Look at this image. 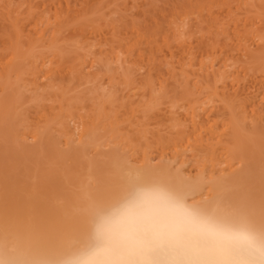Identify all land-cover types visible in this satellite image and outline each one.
I'll use <instances>...</instances> for the list:
<instances>
[{
	"label": "bare ground",
	"instance_id": "obj_1",
	"mask_svg": "<svg viewBox=\"0 0 264 264\" xmlns=\"http://www.w3.org/2000/svg\"><path fill=\"white\" fill-rule=\"evenodd\" d=\"M111 2L0 0V136L119 155L44 212L0 186V264H264V0Z\"/></svg>",
	"mask_w": 264,
	"mask_h": 264
},
{
	"label": "rangeland",
	"instance_id": "obj_2",
	"mask_svg": "<svg viewBox=\"0 0 264 264\" xmlns=\"http://www.w3.org/2000/svg\"><path fill=\"white\" fill-rule=\"evenodd\" d=\"M112 2L113 1H115L114 3H112V4H114V5H111L110 4V6H115V7H119V6H122L123 4V2H119V1H122V0H118V1H116V0H111ZM125 1V5H123L121 8H119V9H123V7L124 6H126V5H129V6H126L125 7V9L127 8V9H133V10H135L137 7H140V6H142V4L140 5V4H137V1H140L141 3H143V0H133L134 2H132V3H129L128 4V1L127 0H124ZM145 1V0H144ZM168 1H170V0H168ZM116 2H118V4H115ZM129 2H130V0H129ZM139 2V3H140ZM164 2V1H163ZM162 1H159L158 3H163ZM135 3H136V6H133V5H135ZM145 3V2H144ZM143 3V4H144ZM122 4V5H121ZM130 4H133V5H131L132 7H130ZM130 7V8H129ZM134 7V8H133ZM126 9V10H127ZM133 10H131V11H133ZM137 10V9H136ZM130 11V10H129ZM134 12V11H133ZM139 79V78H138ZM141 79V78H140ZM169 80H171V79H169ZM139 80H137L136 82H138ZM142 81V80H141ZM171 81H173V79L171 80ZM170 81V82H171ZM135 82V83H136ZM137 84V83H136ZM138 84H139V82H138ZM140 85V84H139ZM134 86H135V84H134ZM138 86V85H137ZM136 86V87H137ZM136 87L134 88L135 89V92H138V91H140V92H142L140 89L138 90L137 89V91H136ZM82 88H87V87H81V90H82ZM131 89H133V88H131ZM130 89V90H131ZM130 90H129V93H130ZM134 92V93H135ZM175 92H177V90H175ZM174 92V93H175ZM178 92H181V90L179 91L178 90ZM131 93H132V90H131ZM130 93V94H131ZM133 93V94H134ZM139 93V92H138ZM138 93H136V95L138 94ZM144 93V92H143ZM143 93H139V95L140 94H142L143 95ZM182 93V92H181ZM125 94H127V91H126V93ZM144 94H147V93H144ZM178 94H180V93H177V95ZM138 95V96H139ZM141 95V96H142ZM172 96H176V95H174L173 93L171 94ZM170 95V96H171ZM181 95V94H180ZM179 95V96H180ZM132 96L133 95H131V99H132ZM135 96V95H134ZM137 96V97H138ZM146 97H147V95H145ZM145 96L143 95V97H144V99L146 100V102L148 103V99L147 98H145ZM135 98V97H133L134 99V101H135V99H138V98ZM171 99H173V97L171 98ZM139 100H140V98H139ZM165 100V99H164ZM163 100V101H164ZM134 101H132L133 103H134ZM159 101V103H160V100H158ZM161 102L160 104L161 105H159L160 106V108H162V109H164L165 110V112H166V109H168V107L166 108V106H170V103H168V102H166L165 103V101L164 102ZM170 101V100H169ZM175 101V100H174ZM142 102H143V100H142ZM141 102V103H142ZM145 102V103H146ZM153 102V101H152ZM151 102V103H152ZM155 102V101H154ZM138 103V102H137ZM140 103V102H139ZM164 103V104H163ZM153 104V103H152ZM167 104H169V105H167ZM154 105V104H153ZM156 105H158L157 104V100H156ZM90 106V105H89ZM89 106H88V108H89ZM133 106H139V105H136V103H134V105ZM159 106L157 107V108H159ZM165 108H164V107ZM87 107V106H86ZM138 108V110L141 108H144L143 106L141 107H137ZM156 109V108H154V106L152 107V109L150 110V112L151 111H153L154 113H157V112H162V113H160V114H163L164 112H163V110H161V109ZM86 110H87V108H86ZM89 110V109H88ZM159 110V111H158ZM161 110V111H160ZM82 111H85V110H82ZM81 113H83V112H81ZM142 113V112H141ZM153 114V113H152ZM152 116V115H151ZM150 117V116H149ZM154 117V116H153ZM162 117V116H161ZM165 117V116H164ZM136 118V117H135ZM155 118V117H154ZM160 118V117H159ZM151 119H153V118H151ZM151 119H150V122H151ZM164 119V118H163ZM162 118L161 119H158L159 121L160 120H163ZM154 121H157V118H155L154 119ZM153 120H152V122H154ZM151 122V125L153 124ZM162 122V121H161ZM8 123V122H7ZM7 123H6V125H7ZM155 123V122H154ZM160 122H158V124H159ZM164 123V122H163ZM149 124V121H148V123H147V125ZM158 124H155L156 126H157V128H159V127H163V126H161V125H159L158 126ZM164 124H166V123H164ZM11 127V129H7V130H9V131H13L12 130V126H10ZM147 128H148V126H146ZM152 127H154L153 125L151 126V127H149V128H151L152 129ZM5 128V127H4ZM9 128V127H8ZM148 128V129H149ZM14 129V128H13ZM151 129L149 130V131H151ZM154 129V128H153ZM152 129V130H153ZM156 129V128H155ZM5 130V129H4ZM5 132V131H4ZM3 132V133H4ZM7 132V131H6ZM74 132H76L75 130H74ZM53 135L55 134V133H52ZM53 135H49L48 136V138H47V140H42L43 141V145H42V142L41 141H39V142H36V143H33V145H31L32 143L31 142H29L30 143V145L29 146H25L24 145V143L22 144V143H20V144H18V143H16L17 141H15V140H13L12 138L10 139L9 138V133L7 134V136H3V137H1L0 136V146H6V145H8L6 148H0L1 149V152L3 151V150H7L8 149V151L7 152H5V153H1L0 152V154L2 155V162H1V164L0 165H2L1 166V170H0V180L2 181V184L0 185V186H2V188H3V190L1 191V193H2V195L4 196V198H5V202H6V200H7V202L4 204V205H2V208H4L6 211H11V209L13 210V209H15L16 208V206H15V204L16 203H18V201H19V203H22V200H23V204L24 205H26V206H28L29 204V206L28 207H26L25 209H23V208H20L22 211H24L25 210V212H26V210H28V212H30L31 211V209H32V206H31V204L33 205V207H37V209H38V211L39 212H44V210H42V208H41V206L43 207V206H45V207H49V206H51L50 208H55L56 207V204H58L57 202H56V199L58 198H63V199H65L63 202H65V201H68L69 199V195H68V193H69V190H70V188H72V189H74V190H79V188H80V186H82V184H81V180L79 181V177H77V175H79L80 173H83V171H85V167L87 168V163L88 162H90L91 164H93L94 163V165H96V168H97V170H99V169H101V170H103L102 168H103V165L104 166H106L107 167V164H110V163H108L109 162V156H114L115 155V153L116 152H114L113 153V150L112 151H110V149H108L111 153H109V151L107 150V154H106V151H105V153H104V151L102 152V150L101 151H98V153H95V151L94 152H89L88 150L90 149V148H88L86 151L84 150V151H82L84 154H82V156L81 155H79L80 157H76V155L78 154V153H76L75 151L73 152V150H76L77 152H78V146H77V144H71L72 146L70 147V149H66V151H65V149H63V148H60L59 147V145H58V137H57V135L55 136H53ZM74 135H76V134H74ZM53 136V137H52ZM49 137H51V139H49ZM53 138V139H52ZM55 139V140H54ZM57 140V141H56ZM54 141V142H53ZM20 142H22V141H20ZM45 142H47L46 144L49 146L48 148H47V145L45 146L47 149L45 150V147H44V150H42L43 149V146L45 145ZM56 142H57V146H55L56 145ZM52 143H53V146L56 148H54L55 150H57V151H54V149L52 150L51 148H53V146H52ZM34 144H36L35 146H34ZM19 145H21V146H19ZM75 145L77 146V148L75 147ZM17 146V147H16ZM36 146H37V148H36ZM51 146V147H50ZM142 146V145H141ZM144 146V145H143ZM19 147H23V149H21V148H19ZM59 147V148H58ZM150 148H152V147H149V149ZM154 148V147H153ZM3 149V150H2ZM18 149V150H17ZM20 149V150H19ZM33 149V150H32ZM36 149H38V151L36 152ZM61 149V150H60ZM103 149H105V148H103ZM149 149L147 150V151H149ZM26 150V151H25ZM34 150H35V153H34ZM40 150H41V153H40ZM60 150V151H59ZM63 150V151H62ZM21 151V152H20ZM22 151H23V153H22ZM28 151H30L31 152V156L29 155V152ZM43 151V152H42ZM46 151H48L47 153H46ZM151 151V150H150ZM149 151V153H152V152H150ZM154 151V150H153ZM28 152V153H27ZM56 152H59L60 154H58V153H56ZM62 152H64V154L62 153ZM69 152H70V154H69ZM85 152L87 153V154H85ZM22 153V154H21ZM26 153V155L24 156V154ZM33 153V154H32ZM51 154L52 155V157H50L49 155H47V154ZM66 153V154H65ZM76 153V154H75ZM89 153V154H88ZM94 155V154H96V157L98 156V158L97 159H95V156H93L92 154ZM100 153H101V155H100ZM189 153V152H188ZM34 154H35V157H34ZM44 154V155H43ZM73 154V155H72ZM98 154V155H97ZM105 154V155H104ZM118 154V153H117ZM115 155V156H119V155ZM28 155H29V157H28ZM39 155V156H38ZM53 155H57V156H53ZM60 155V156H59ZM92 155V156H91ZM121 155V154H120ZM190 154H188V156H189ZM38 156V158H36ZM42 156V157H41ZM49 158H48V157ZM59 156V157H58ZM64 158H63V157ZM87 157V160H86V157ZM105 156V157H104ZM107 156V157H106ZM44 157V158H43ZM54 157L55 158H57L58 157V159H59V161H57L58 159H54ZM83 157H85V158H83ZM89 157H91V158H89ZM93 157H94V159H93ZM40 158V159H39ZM76 158V159H75ZM99 158H101V159H99ZM105 160H104V159ZM106 158H107V161H106ZM118 158H120V157H118ZM189 158H190V161H192V160H194V159H192L191 160V156H189ZM34 159H36L37 160V165H36V160H34ZM46 159V160H45ZM55 160V163L56 164H54V160ZM63 159V161H64V163H63V161H61L60 162V160H62ZM74 161H73V160ZM89 159V160H88ZM109 159V160H108ZM156 159H158L157 157H155V158H153V164L152 165H154V162L155 161H157ZM1 160V159H0ZM41 161L40 162V164H39V161ZM50 160V161H49ZM67 160V161H66ZM91 160V161H90ZM99 160V161H98ZM104 160V161H103ZM160 160V159H159ZM158 160V161H159ZM51 161L53 162L52 164L57 168H59V169H57V170H55L56 168L55 167H51ZM76 161V162H75ZM78 161V162H77ZM83 161V162H82ZM88 161V162H87ZM158 161L157 162H155V164L156 165H158L157 163H158ZM195 161V160H194ZM34 162V163H33ZM70 162V163H69ZM72 162H73V164H72ZM99 162V163H98ZM195 162H197V163H199V165H200V163L201 164H203V163H205V161H203V159L201 160V159H199V162H198V160H196ZM58 163V164H57ZM61 163H63V165L61 164ZM66 163H68V164H66ZM85 164V165H83V164ZM90 163H88V164H90ZM192 163H194L193 161H192ZM197 163H195V164H197ZM32 164V168H31V165ZM40 166H39V165ZM46 164V165H45ZM59 164H60V166L61 167H59ZM72 164V165H71ZM77 164H79V165H77ZM160 164V163H159ZM34 165V166H33ZM36 165V166H35ZM43 165V166H42ZM48 165V166H47ZM57 165V166H56ZM65 165V166H64ZM75 165V166H74ZM190 165H191V162L189 163V168H190ZM38 166V167H37ZM50 166V167H49ZM63 166L64 167H66L65 169L63 168ZM70 166V167H69ZM28 167H29V172L27 173L26 172V170L28 169ZM34 167V168H33ZM35 167H37V168H35ZM76 167H77V169H76ZM84 167V168H83ZM27 168V169H26ZM46 168H47V170H46ZM53 168H55V169H53ZM73 168H75V169H73ZM78 168H81V169H78ZM26 169V170H25ZM31 169V170H30ZM33 169V170H32ZM35 169V170H34ZM60 169H61V171L63 172V173H60ZM41 170H44V171H41ZM47 171V173H46V171ZM51 170L52 171H54V172H51ZM73 170H75L74 172H73ZM78 170V171H77ZM82 170V171H81ZM59 171V172H58ZM68 171V175H71V176H65V177H67V178H69L70 180H68L67 181V178L65 179V177H64V175H66V172ZM195 171V170H194ZM193 171V172H194ZM32 172V173H31ZM42 172V173H41ZM97 172V171H96ZM26 175H25V174ZM53 173H56L55 175L53 174ZM60 173V174H59ZM59 174V175H58ZM61 174H62V176H61ZM77 174V175H76ZM22 175L24 176V177H22ZM28 175V176H27ZM49 175H51V176H49ZM53 175V176H52ZM74 175V176H73ZM27 178H26V177ZM73 176V177H72ZM22 177V178H21ZM29 177H31V179L29 178ZM33 177V178H32ZM63 177V178H62ZM52 178V179H51ZM77 178H78V180H77ZM5 180V182H4V180ZM18 182H16L15 180ZM66 180V181H64V180ZM72 179V180H71ZM74 179H76L77 181H75ZM27 180V181H26ZM28 180H30L29 182H28ZM43 182H42V181ZM59 180V181H58ZM73 180H74V182H73ZM8 181V182H7ZM12 181V182H11ZM15 181V182H14ZM37 181V182H36ZM45 181V182H44ZM71 181V182H70ZM22 182V183H21ZM49 182V183H48ZM53 182V183H52ZM68 182H70L69 184H68ZM76 182V183H75ZM80 182V183H79ZM5 183V184H4ZM12 183V184H11ZM16 183V184H15ZM26 183V184H25ZM52 183V184H51ZM73 183V184H72ZM36 186H35V185ZM39 184V185H38ZM44 184V185H43ZM55 184V185H54ZM79 184V185H78ZM21 185V186H20ZM28 185H30V186H28ZM46 185V186H45ZM63 185V186H62ZM67 185V186H66ZM69 185V186H68ZM4 186V187H3ZM5 186H7V188L5 187ZM11 186V187H10ZM18 186V187H17ZM59 186V187H58ZM64 186H65V188H64ZM73 186H75V187H73ZM54 188V190H53V188ZM63 187V188H62ZM9 188V189H8ZM40 189V191L38 190V189ZM42 188V189H41ZM48 188V189H47ZM52 188V189H51ZM59 188V189H58ZM62 188V190H60ZM4 189H5V191L6 192H4ZM7 189V190H6ZM21 189V190H20ZM34 189H36V191L34 190ZM45 189H47V191L45 190ZM71 189V190H72ZM35 191V193H34V191ZM44 191V192H43ZM55 191H57V193L55 192ZM62 191V192H61ZM64 191V192H63ZM13 192V193H12ZM37 192V193H36ZM40 192V193H39ZM43 192V193H42ZM48 192H50V193H48ZM4 193V194H3ZM30 193V194H29ZM38 193H39V195H40V197L41 198H39V195H38ZM48 193V194H47ZM14 194H17V195H14ZM32 194V195H31ZM61 194V195H60ZM66 194V195H65ZM37 197V199H36V197ZM43 195V196H42ZM47 195H49V196H47ZM52 195H54L53 196V198H52ZM60 197H59V196ZM63 195H64V197H63ZM68 195V196H67ZM5 196H8L9 197V199L7 198V197H5ZM13 196V197H12ZM16 196V198H14ZM19 196V198L17 199V197ZM58 196V197H57ZM66 196H67V198H66ZM46 199H45V198ZM52 199H51V198ZM12 198H13V200L15 199V201L13 202V201H11L12 200ZM23 198V199H22ZM35 198V199H34ZM56 198V199H55ZM19 199H21V200H19ZM41 200V202H40V200ZM45 201H43V200ZM50 199H51V201H50ZM26 200H27V202H26ZM34 200V201H33ZM35 200H36V202H35ZM39 202H38V201ZM11 201V202H10ZM28 201H29V203H28ZM30 201H31V203H30ZM33 201V202H32ZM50 201V202H49ZM55 201V202H54ZM15 203L14 204V206H13V203L11 204L12 205V208H10L11 206L9 205V203ZM37 202L38 203H41V204H38V206H37ZM48 202V203H47ZM34 203H35V205H34ZM50 203H52V204H50ZM60 203V202H59ZM28 204V205H27ZM48 204V205H47ZM6 205H8L9 206V209L10 210H8V208H6V207H4V206H6ZM31 206V207H30ZM14 207V208H13ZM39 208H41V210L39 209ZM19 210V208H16L15 210ZM43 209H46V208H44L43 207ZM30 210V211H29Z\"/></svg>",
	"mask_w": 264,
	"mask_h": 264
}]
</instances>
